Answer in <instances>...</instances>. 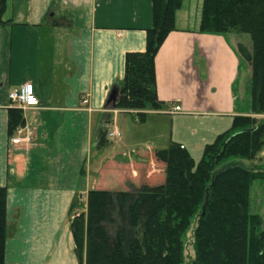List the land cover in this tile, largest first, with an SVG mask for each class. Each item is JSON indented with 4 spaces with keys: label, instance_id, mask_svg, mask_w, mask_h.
I'll use <instances>...</instances> for the list:
<instances>
[{
    "label": "crops",
    "instance_id": "0c3cea01",
    "mask_svg": "<svg viewBox=\"0 0 264 264\" xmlns=\"http://www.w3.org/2000/svg\"><path fill=\"white\" fill-rule=\"evenodd\" d=\"M203 2L183 0L177 10L176 29L156 57L162 106L146 110L139 126L135 111L120 109L116 115L107 102L122 86L126 54L146 49L152 0H7L4 19L10 24H0L6 264H81L71 220L73 213L87 211L91 190L150 182L156 150L172 143L187 148L179 141L182 129L177 130L184 121L216 117L223 120L225 131L233 117L251 115L250 104L240 102L237 90L242 71L251 75L237 46L251 43L243 35L201 33ZM25 83L34 85L40 106L22 109L11 104L9 93ZM173 104L183 111L171 114ZM11 109L24 116V125L13 135ZM256 117L264 120V115ZM122 125L127 131L137 129L135 135L122 133L115 143L100 145L103 131L117 126L122 132ZM18 129L30 142H11ZM136 135L146 138L144 151L136 149L141 144ZM262 159L264 149L254 166L263 165Z\"/></svg>",
    "mask_w": 264,
    "mask_h": 264
},
{
    "label": "trees",
    "instance_id": "16d2710c",
    "mask_svg": "<svg viewBox=\"0 0 264 264\" xmlns=\"http://www.w3.org/2000/svg\"><path fill=\"white\" fill-rule=\"evenodd\" d=\"M182 3L152 0L146 49L126 54L124 80L109 109L135 111L143 122L146 110L161 108L156 57L176 29ZM6 7L7 0H0V24L9 26ZM200 32L249 34L251 45L240 42L237 51L251 66V115L233 117L231 126L205 145L199 161L172 143L154 152L151 181L138 189L91 190L87 211L71 220L81 264H180L181 235L199 211L193 264H264L262 219L250 212V191L255 181H264V170L224 164L230 157L252 160L264 149V120L256 117L264 115V0H204ZM22 125V111L11 109L10 134ZM106 143L103 131L100 145ZM7 196L8 189L0 187V264H6Z\"/></svg>",
    "mask_w": 264,
    "mask_h": 264
},
{
    "label": "rangeland",
    "instance_id": "374dc122",
    "mask_svg": "<svg viewBox=\"0 0 264 264\" xmlns=\"http://www.w3.org/2000/svg\"><path fill=\"white\" fill-rule=\"evenodd\" d=\"M245 38L249 40L251 43V38L249 34H243ZM246 63V62H245ZM248 64V63H246ZM238 93L240 97V102L243 103V100H247L250 104L251 99V75H248L245 70L242 71V76L238 84ZM246 102V101H245ZM112 112L114 109H111ZM117 110V113L120 111V109H115V112ZM183 110V109H182ZM117 113H115L117 115ZM181 113V112H180ZM123 124V123H122ZM137 124L139 126L142 124L141 122L137 121ZM224 122L222 119H217L216 117L213 118H202V119H192L189 121H184L179 124L177 127V130L182 129V133L180 135V140L183 141L184 144L187 146L188 151L191 152L193 158L195 161H199L203 157L204 148L206 144L212 143L217 136L218 133L224 131L223 129ZM122 133L123 137L125 136H131L132 133L135 135V132H133L135 129H130L127 131V128L125 125H122ZM139 128V127H138ZM143 128V127H141ZM137 130V129H136ZM135 130V131H136ZM142 130V129H141ZM192 130V131H191ZM195 130V131H194ZM141 133V131H140ZM127 134V135H126ZM139 138V145H137L136 149H141L144 151L147 147L144 143L146 140L142 138L140 135H136ZM119 139L114 140H108L106 137V144L109 143H115ZM168 141V140H166ZM104 144V145H106ZM160 145H168V143L160 144ZM168 146H164V148H167ZM163 149V148H160ZM260 154V153H259ZM95 154L93 153V156ZM259 158V155H257L254 159H244L240 157H230L225 161L224 164L231 165V164H240L246 168L253 169V170H264V164L260 167L254 166V161ZM264 160V159H262ZM133 183V184H132ZM143 184V183H142ZM142 184L136 180L135 183L133 181H127L126 187L123 189H120L121 186L117 185V189L113 191H134L142 186ZM250 212L253 214H257L262 219L261 228L264 229V181L257 180L253 183L251 191H250ZM80 212L73 213V218L80 216ZM199 214L200 211L194 215L189 223V225L185 228L181 235V244H182V252H183V260L180 264H193L195 258H196V247H195V230L198 225L199 221Z\"/></svg>",
    "mask_w": 264,
    "mask_h": 264
},
{
    "label": "built area",
    "instance_id": "2783aa9c",
    "mask_svg": "<svg viewBox=\"0 0 264 264\" xmlns=\"http://www.w3.org/2000/svg\"><path fill=\"white\" fill-rule=\"evenodd\" d=\"M9 100L11 104H16L22 109L30 108V107H38L41 102L36 93L35 87L32 83H25L18 88L13 89L9 93ZM182 107L178 104H173L171 106L170 113L178 114L182 112ZM115 112V109L113 110ZM106 137L108 140L120 139L122 138V132L119 130L117 126H115L112 130L107 131ZM31 137L29 135H23V131L21 129L17 130V135L12 138L11 142L16 145H21L27 142H30ZM183 148V146H181Z\"/></svg>",
    "mask_w": 264,
    "mask_h": 264
},
{
    "label": "water",
    "instance_id": "95a60500",
    "mask_svg": "<svg viewBox=\"0 0 264 264\" xmlns=\"http://www.w3.org/2000/svg\"><path fill=\"white\" fill-rule=\"evenodd\" d=\"M116 96H117V91H115V89L111 92L109 98H108V102L107 105L110 104L111 102L114 103L116 100ZM114 108V107H113ZM241 133V132H237L236 134Z\"/></svg>",
    "mask_w": 264,
    "mask_h": 264
}]
</instances>
